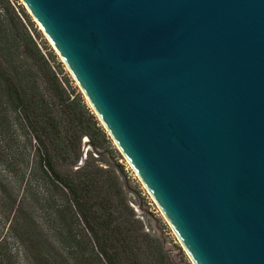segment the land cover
I'll list each match as a JSON object with an SVG mask.
<instances>
[{
    "label": "water",
    "instance_id": "water-1",
    "mask_svg": "<svg viewBox=\"0 0 264 264\" xmlns=\"http://www.w3.org/2000/svg\"><path fill=\"white\" fill-rule=\"evenodd\" d=\"M193 264H264V0H22Z\"/></svg>",
    "mask_w": 264,
    "mask_h": 264
},
{
    "label": "trees",
    "instance_id": "trees-1",
    "mask_svg": "<svg viewBox=\"0 0 264 264\" xmlns=\"http://www.w3.org/2000/svg\"><path fill=\"white\" fill-rule=\"evenodd\" d=\"M42 43L26 11L0 0V115L31 134L26 172L2 189L11 228L21 229L37 264H178L132 206L109 134Z\"/></svg>",
    "mask_w": 264,
    "mask_h": 264
},
{
    "label": "rangeland",
    "instance_id": "rangeland-1",
    "mask_svg": "<svg viewBox=\"0 0 264 264\" xmlns=\"http://www.w3.org/2000/svg\"><path fill=\"white\" fill-rule=\"evenodd\" d=\"M12 1L26 11L35 29L42 35L44 43L42 45H46L44 49L49 50H44V52L46 54H53L56 65L55 63H52V65L56 67V71L59 74H62L60 77L69 78L72 87L82 93L78 83L70 74L68 67L54 50L46 35L40 30L34 18L29 14L22 0ZM29 75L33 78L32 71H30ZM30 136L31 134L28 129L22 125L14 124L12 119L0 115V264H37L35 254L30 245L25 243L26 241L24 239H21V229L18 228L17 224H13L11 228V222L13 220V215L10 212L11 200L7 199V196H4L2 191L3 186L15 187V184L22 179V176L26 172L29 160L28 156L30 154V147L28 145ZM87 142V139L83 140V151L85 154L91 149L86 144ZM113 146H115L118 152L116 156L119 164L125 168V188L133 203L132 206L135 207L139 217L144 220L147 229L164 241L167 250L172 253L178 264H193L138 175L114 142ZM36 195L37 187H33V191L25 199L32 203ZM22 198L23 193L18 191V189L13 192V200H18V205ZM38 214L41 216L40 213Z\"/></svg>",
    "mask_w": 264,
    "mask_h": 264
}]
</instances>
